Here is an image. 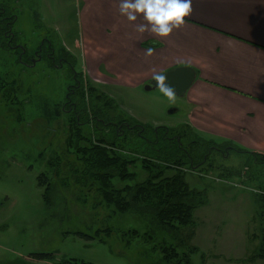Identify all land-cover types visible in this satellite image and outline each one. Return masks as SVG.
I'll return each mask as SVG.
<instances>
[{"label":"rangeland","instance_id":"374dc122","mask_svg":"<svg viewBox=\"0 0 264 264\" xmlns=\"http://www.w3.org/2000/svg\"><path fill=\"white\" fill-rule=\"evenodd\" d=\"M0 5L15 17L12 49L5 46L4 33L0 36V264H63L68 259L169 264L164 258L172 248L177 255L189 250L190 264H264L253 258L261 228L257 184L246 180L248 168L256 167L250 154L230 140L196 131L185 122L184 105L174 94L147 90L149 84L106 83L111 69L96 63L102 57L87 55L89 42L80 40L76 0H0ZM80 85L86 101L109 120L148 129L147 139L123 140L120 132L106 147L134 162L128 166L132 178L110 179V189L134 187L147 178L160 185L179 173L190 202L199 203L192 224L170 229L140 203L123 212L108 202L104 188L90 177L92 165L98 164L96 151L84 153L99 145L103 129L94 131L92 120L78 124L64 108L70 89L78 91ZM160 127L178 136L184 148L200 140L215 147L197 166L187 159L163 163L152 145V131Z\"/></svg>","mask_w":264,"mask_h":264},{"label":"crops","instance_id":"0c3cea01","mask_svg":"<svg viewBox=\"0 0 264 264\" xmlns=\"http://www.w3.org/2000/svg\"><path fill=\"white\" fill-rule=\"evenodd\" d=\"M118 3L75 5L80 40L90 43L84 51L102 57L96 63L112 71L106 83L148 85L155 73L191 68L195 80L180 97L185 122L264 155V0H193L185 23L166 38L138 32L142 19L128 21ZM147 47L155 49L151 56L145 55Z\"/></svg>","mask_w":264,"mask_h":264},{"label":"trees","instance_id":"16d2710c","mask_svg":"<svg viewBox=\"0 0 264 264\" xmlns=\"http://www.w3.org/2000/svg\"><path fill=\"white\" fill-rule=\"evenodd\" d=\"M7 10L8 9L5 7L0 9V36H2L1 33H4L5 37L8 39L6 40L8 44H5V46H7L9 49H12L15 37L14 33H11L10 31V27L15 21V17H11V15L6 14ZM76 77L77 75L75 78ZM80 86L81 87L79 90L77 89L78 91H76L74 88L70 89L72 91V95L71 93L67 95L64 108H67V110H70L74 113L78 124L81 122L86 123L89 120H92L94 131L99 132V130L103 129L100 133V138L98 137L97 143H99V145L97 144L98 146L90 147L89 149L86 148L84 153L87 154L89 151H91V149L96 151L95 161L98 164L92 165L94 167V170H91L93 174L89 176L94 177V180L98 181L101 187L104 188V195L108 202L116 205L117 209L123 212L130 210V205L140 203L141 205L152 209L153 212L151 214L154 215V218H156L160 224L169 226L170 229H175L179 226L185 227L192 224L193 212L196 207L199 206V203L196 202V204H194L190 202L189 195L191 192L188 190V187L183 182V178L179 173L171 178H163L164 180L162 179L159 182L160 185L152 184L150 178H147L145 183L136 185L134 187L126 186L121 190L110 189L111 187H109L108 182L110 179L116 178L126 181L132 178V175L128 173V166L132 165L134 162L132 163L122 156L112 151H108L106 147L113 145L112 142H114V140L116 141V139L119 137L118 135H120V132L123 133V140L126 136H129L130 138L134 136L145 139L148 129L144 126L136 128L132 124L129 125L119 121L116 122L114 119L109 120V118H106L104 114L100 112V110L95 109V107L91 106L86 101L85 90L82 85ZM88 91L89 96L91 97L93 89L88 88ZM152 133L156 136V138H154L152 141V145H156L155 148L157 149V153L161 156L163 163L167 164L171 162H174V164H179L177 163L178 161L187 159L189 161V165L197 166L202 163V160L207 152L211 150L212 147H215V144L212 142L200 140L196 142H189L188 146L186 145L184 148L181 139L178 136H173V134L164 127L157 128L156 130H153ZM202 148H204V150H202ZM150 151L153 152L152 149H150ZM241 152L244 154H250L251 158H253V161L256 164V167L253 171H250L249 168L246 171L248 174L246 180L248 183H256L257 185L254 186L260 193L256 194V199L259 207L257 217L260 223L261 237L260 246L257 252L254 253L253 258H257L264 262V156L249 153L242 149ZM143 163L145 164V167H147L146 162ZM259 168L261 170H258ZM256 175H258L257 178ZM41 179L42 176L38 178L39 181ZM47 191L48 189L45 187L43 193L44 197L45 193H48ZM201 204H203V202H201L200 205ZM172 249L170 250V254L172 255L165 256V262H168L169 264H190L188 258L189 250L188 252H181L182 255H177L176 252L178 251L176 249ZM178 256L180 257L178 258ZM40 257L47 258L48 256L42 254ZM17 262H19L18 264L23 263L21 260ZM63 264L91 263L78 261L76 259H68Z\"/></svg>","mask_w":264,"mask_h":264},{"label":"clouds","instance_id":"9594fccd","mask_svg":"<svg viewBox=\"0 0 264 264\" xmlns=\"http://www.w3.org/2000/svg\"><path fill=\"white\" fill-rule=\"evenodd\" d=\"M192 3L193 0H119L118 10L130 22L136 21L138 17L142 19L143 23L136 25L138 32L166 38L185 23V18L192 12ZM154 50L147 47L145 55L151 56ZM154 79L162 82L164 76L155 73ZM160 87L166 95H172L167 85L161 83Z\"/></svg>","mask_w":264,"mask_h":264},{"label":"water","instance_id":"95a60500","mask_svg":"<svg viewBox=\"0 0 264 264\" xmlns=\"http://www.w3.org/2000/svg\"><path fill=\"white\" fill-rule=\"evenodd\" d=\"M162 75L164 76V80L162 82H158L153 79L145 88L147 90L156 88L161 89L160 84L162 83L167 85L172 90V94L177 97H182L195 80L193 70L188 67L175 68Z\"/></svg>","mask_w":264,"mask_h":264},{"label":"flooded vegetation","instance_id":"af4514ba","mask_svg":"<svg viewBox=\"0 0 264 264\" xmlns=\"http://www.w3.org/2000/svg\"><path fill=\"white\" fill-rule=\"evenodd\" d=\"M218 151V150H217Z\"/></svg>","mask_w":264,"mask_h":264}]
</instances>
